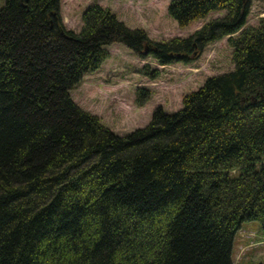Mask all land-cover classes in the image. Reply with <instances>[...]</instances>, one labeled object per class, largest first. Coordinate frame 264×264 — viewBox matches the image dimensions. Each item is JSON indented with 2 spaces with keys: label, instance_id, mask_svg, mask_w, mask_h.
Listing matches in <instances>:
<instances>
[{
  "label": "trees",
  "instance_id": "trees-1",
  "mask_svg": "<svg viewBox=\"0 0 264 264\" xmlns=\"http://www.w3.org/2000/svg\"><path fill=\"white\" fill-rule=\"evenodd\" d=\"M252 1L171 0L181 28L225 15L152 44L98 5L75 34L60 0H5L0 264H232L243 223L259 221L264 237V17L244 29ZM224 38L233 70L125 137L70 98L113 44L147 45L165 66Z\"/></svg>",
  "mask_w": 264,
  "mask_h": 264
},
{
  "label": "rangeland",
  "instance_id": "rangeland-1",
  "mask_svg": "<svg viewBox=\"0 0 264 264\" xmlns=\"http://www.w3.org/2000/svg\"><path fill=\"white\" fill-rule=\"evenodd\" d=\"M170 1L60 0V16L65 30L77 34L82 28L84 11L98 5L108 9L127 29L143 31L152 44H158L185 39L225 15L212 13L181 28L168 16ZM4 5L5 0H0V9ZM261 17L264 0H253L244 29L257 27ZM106 50L108 58L69 95L77 107L98 118L105 129L119 137L145 128L156 108L165 114L177 113L184 97L197 91L206 79L233 70V49L227 38L208 44L202 53L189 54L186 63L165 66L153 58L150 48L146 51L147 45L137 55L120 44ZM231 260L233 264H264V237L259 221L242 224L233 240Z\"/></svg>",
  "mask_w": 264,
  "mask_h": 264
}]
</instances>
